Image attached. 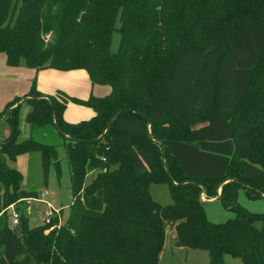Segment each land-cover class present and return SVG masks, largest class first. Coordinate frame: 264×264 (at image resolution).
<instances>
[{
  "label": "trees",
  "instance_id": "trees-1",
  "mask_svg": "<svg viewBox=\"0 0 264 264\" xmlns=\"http://www.w3.org/2000/svg\"><path fill=\"white\" fill-rule=\"evenodd\" d=\"M0 52L14 65L84 68L111 88L81 99L34 83L0 112L10 109V133L0 136V264H159L168 228L174 246L206 250L208 264L225 255L264 264V211L237 200L240 187L264 198V0H0ZM70 100L94 115L66 121ZM24 101L31 136L21 140ZM61 144L72 203L48 231L59 217L30 225L20 200L39 190L23 188L11 163L40 153L47 184L52 166L61 177ZM152 182L169 185L172 203L151 197ZM212 198L234 216L208 220Z\"/></svg>",
  "mask_w": 264,
  "mask_h": 264
},
{
  "label": "rangeland",
  "instance_id": "rangeland-1",
  "mask_svg": "<svg viewBox=\"0 0 264 264\" xmlns=\"http://www.w3.org/2000/svg\"><path fill=\"white\" fill-rule=\"evenodd\" d=\"M118 25L119 22L117 21ZM119 32L114 30L112 32V41L110 49L112 51L116 50L118 47ZM51 80L47 78V74L41 69L38 70L35 67L28 66L25 63L20 64H10L7 60V54L5 52H0V112L4 111L7 104L18 97H23L24 95L30 93L33 84L37 90L43 92L42 89L49 90L51 86H58L67 88L70 90V85L72 82L65 79H55V81L48 82ZM71 91V90H70ZM72 92V91H71ZM46 94V93H45ZM69 95V94H68ZM71 96V95H70ZM68 118H78L79 116H88V109L81 108L77 106L78 103L72 100L68 101ZM31 106L27 101H24L20 107V128L21 135L20 139H27L31 136V124L27 120V114L30 111ZM90 110V109H89ZM93 111V110H92ZM67 115V114H66ZM90 116V115H89ZM85 117V118H86ZM10 133V126L6 121L0 122V136L5 138ZM57 139L51 138L48 142H56ZM59 154L62 164V174L59 178L54 166L51 167L49 173V180L47 184L43 182V171L40 153H27L24 158L21 157L16 162L11 163L12 166L18 168L23 174L22 187H36L38 190H44L48 188L51 192V196H47V200L54 201L52 203L56 207L64 209L68 212V207L72 203V190H71V168L67 160V151L64 145H59ZM29 155L28 164L23 165V161ZM21 156V155H20ZM26 162V161H25ZM92 177L89 174L85 178V182H88ZM149 191L151 197L161 204L172 203V197L167 183H150ZM237 200L240 205L252 212H263L264 211V198H249L243 188H239L237 193ZM25 204V203H23ZM204 210L207 218L215 223L224 222L225 220L232 218L234 213L229 209L223 207L220 200H209L204 201ZM46 206L43 203L35 202L33 204V215L32 213H27L30 219V225L37 226L42 222L41 216H37V212L40 213L41 208ZM16 209V207H15ZM11 210H8L10 214ZM33 216V217H32ZM10 217V216H9ZM37 217L36 220H34ZM32 218H34L32 220ZM48 232V231H46ZM225 264H243L242 260L237 257H232L230 255H225ZM159 264H208V252L204 249H194L187 247H177L173 244V229H166L165 240L163 249L159 256Z\"/></svg>",
  "mask_w": 264,
  "mask_h": 264
},
{
  "label": "crops",
  "instance_id": "crops-1",
  "mask_svg": "<svg viewBox=\"0 0 264 264\" xmlns=\"http://www.w3.org/2000/svg\"><path fill=\"white\" fill-rule=\"evenodd\" d=\"M40 69L47 74V78L51 79V80H48V82L55 81L56 78L57 79H65V80H69L68 82H72L71 85H70V90L72 92L70 90H68L67 88H64V90H62L63 88H61V87L51 86V89H49V90L42 89L43 90V93H46V94H54L58 90H62L65 93H67V94H69L71 96L78 97V98H81V99H85L90 94H93L95 96H104V95H107L110 92V90H111V88H110L109 85L93 84L91 82L90 78H89L88 72L84 68L59 69V68H55V67H45V68H40ZM40 69H38V70H40ZM78 105H80V104H78ZM75 107H78L79 109H81V108L88 109L87 110L88 111V116L87 117L86 116H79L78 118H72V119L71 118H68V105H67V108H66V110L64 112V118H65L66 121H69V122H78V121L83 120V119H88V118H90L91 116L94 115V110L92 108H90V107H87V106H84V105H81V106L75 105ZM25 155L26 154H21V156L19 155L18 158H17V160H19L21 157L24 158ZM29 158L30 157L28 155L26 157V159L23 161V165L25 163L28 164ZM89 174H91V173H89ZM89 174H87V176ZM44 190H48V188H46ZM44 190H39V194L42 191H44ZM219 190L220 189H218V191ZM49 195L51 196V192L50 191H49ZM209 200H216V199L215 198H212V199H208V200H205V201H209ZM48 201L52 204V206L54 208H56L58 210L61 209L60 207H62V206H60V207L54 206V204L52 203V201H54L53 198H52V201L51 200H48ZM23 205H25V204H23ZM41 209L42 210L40 211V213H38L39 211L37 212V216H41V219H43L42 212L47 209V205L46 206H43ZM32 215H33V212H32ZM33 219L34 218H32V220ZM36 219H37V217L34 220H36ZM41 224H42V222H41Z\"/></svg>",
  "mask_w": 264,
  "mask_h": 264
},
{
  "label": "built area",
  "instance_id": "built-area-1",
  "mask_svg": "<svg viewBox=\"0 0 264 264\" xmlns=\"http://www.w3.org/2000/svg\"><path fill=\"white\" fill-rule=\"evenodd\" d=\"M106 169H103V171H105ZM49 195V191L48 190H44L42 191L40 194H38L37 196H33V197H26L20 200V202L25 203V211L26 213H32L33 212V203L34 202H41L47 205V209L45 211L42 212L43 215V219H42V224H49L52 221V218L54 216H58L59 217V221L58 224H52L51 226H49L48 231H50V229H53L57 226H60V224L62 223V217L60 214V210L54 208L52 206V204L46 199V197ZM16 207V209H15ZM8 210H11L10 212V222L13 226L19 225L20 223V218H21V212L17 209V206H15V204L11 205Z\"/></svg>",
  "mask_w": 264,
  "mask_h": 264
},
{
  "label": "water",
  "instance_id": "water-1",
  "mask_svg": "<svg viewBox=\"0 0 264 264\" xmlns=\"http://www.w3.org/2000/svg\"><path fill=\"white\" fill-rule=\"evenodd\" d=\"M9 111H10V109L7 110V112L5 113L4 117L0 120V122H1L2 120H4V119L7 117ZM116 115H117V114L114 115L112 121L115 119ZM203 200H204V199H203Z\"/></svg>",
  "mask_w": 264,
  "mask_h": 264
}]
</instances>
